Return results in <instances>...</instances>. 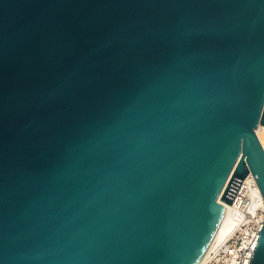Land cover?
Returning a JSON list of instances; mask_svg holds the SVG:
<instances>
[{"label":"water","instance_id":"water-1","mask_svg":"<svg viewBox=\"0 0 264 264\" xmlns=\"http://www.w3.org/2000/svg\"><path fill=\"white\" fill-rule=\"evenodd\" d=\"M260 125L264 0H0V264H198Z\"/></svg>","mask_w":264,"mask_h":264},{"label":"built area","instance_id":"built-area-1","mask_svg":"<svg viewBox=\"0 0 264 264\" xmlns=\"http://www.w3.org/2000/svg\"><path fill=\"white\" fill-rule=\"evenodd\" d=\"M259 136V135H258ZM260 138L264 148V137ZM233 230L208 253L204 264H250L264 224V198L254 174L244 178L232 201Z\"/></svg>","mask_w":264,"mask_h":264},{"label":"bare ground","instance_id":"bare-ground-1","mask_svg":"<svg viewBox=\"0 0 264 264\" xmlns=\"http://www.w3.org/2000/svg\"><path fill=\"white\" fill-rule=\"evenodd\" d=\"M263 133H264V126L260 125L257 129V134L259 135V137L263 138ZM225 207L228 208L227 214L225 216V219L222 223V225L220 226L215 238L213 239L212 243L210 244L209 248L207 249V251L205 252L204 256L202 257V259L200 260V262L198 264H204L205 260L208 256L209 251L222 239H224L234 228L235 224H236V218L233 216L232 214V203H228L226 201H223Z\"/></svg>","mask_w":264,"mask_h":264},{"label":"rangeland","instance_id":"rangeland-1","mask_svg":"<svg viewBox=\"0 0 264 264\" xmlns=\"http://www.w3.org/2000/svg\"><path fill=\"white\" fill-rule=\"evenodd\" d=\"M263 136H264V133H263Z\"/></svg>","mask_w":264,"mask_h":264}]
</instances>
